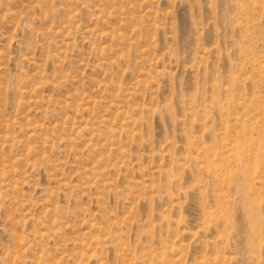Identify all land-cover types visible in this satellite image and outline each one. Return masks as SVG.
<instances>
[{
    "label": "rangeland",
    "instance_id": "obj_1",
    "mask_svg": "<svg viewBox=\"0 0 264 264\" xmlns=\"http://www.w3.org/2000/svg\"><path fill=\"white\" fill-rule=\"evenodd\" d=\"M0 264H264V0H0Z\"/></svg>",
    "mask_w": 264,
    "mask_h": 264
}]
</instances>
